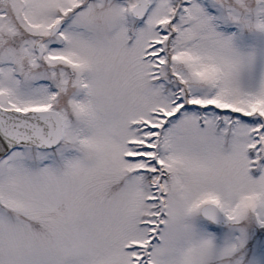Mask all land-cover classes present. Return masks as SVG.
I'll return each mask as SVG.
<instances>
[{
  "label": "snow or ice",
  "instance_id": "1",
  "mask_svg": "<svg viewBox=\"0 0 264 264\" xmlns=\"http://www.w3.org/2000/svg\"><path fill=\"white\" fill-rule=\"evenodd\" d=\"M0 264H264V0H0Z\"/></svg>",
  "mask_w": 264,
  "mask_h": 264
}]
</instances>
